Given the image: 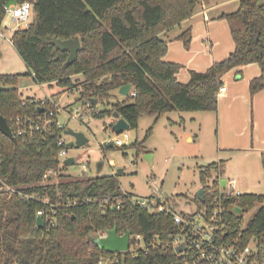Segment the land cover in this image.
<instances>
[{
  "label": "trees",
  "instance_id": "1",
  "mask_svg": "<svg viewBox=\"0 0 264 264\" xmlns=\"http://www.w3.org/2000/svg\"><path fill=\"white\" fill-rule=\"evenodd\" d=\"M202 1L0 0V29L4 5L29 2L33 6L28 27L14 31L10 39L28 72L0 74V117L15 138L0 132V264H23L24 258L30 264H97L101 256L113 253L99 249L93 238L97 232L114 227L119 235L129 231L141 236L145 247L117 253L118 264H180L169 245L170 237L180 230L171 215L148 213L131 203L132 194L126 196L121 191L117 174L78 179L64 175L67 168L60 164L56 145L61 130L32 139L17 136L16 118L41 114L40 100L24 97L18 81L28 75L36 84L55 87L58 91L53 90L49 97L56 99L59 94L77 89L72 77L82 76L77 101L92 109V100L104 103L103 110L92 114L94 118H112L117 112L129 130H136L143 116L153 119L145 138L128 146L137 154L147 153L146 138L160 117L173 112H216V93L229 71L257 64L261 73L250 81L249 91L253 95L264 89V0H238L236 10L221 13L219 17L228 23L234 51L205 72H191L186 84L176 80L180 66L162 60L167 50L166 33L189 19ZM54 37H78L81 50L69 66L65 65L68 54L51 44ZM176 39L187 46L190 29L183 30ZM127 84L131 86L129 95L111 103L112 92ZM121 148L102 146L103 151ZM260 162L264 174V152ZM49 170L61 173L58 182H50L51 176L44 181ZM197 175L204 203L195 195L192 203L209 207L218 193L223 164L213 162L199 167ZM6 187L13 188L14 193ZM209 189L213 196L208 195ZM23 195H47L57 204L54 224L43 217L44 226L37 228V211L49 212L48 207ZM116 200L122 202L118 210L112 208ZM220 201L226 209L234 203L241 210L236 215L228 214L232 232L264 234V193ZM254 207V214L246 222L243 213Z\"/></svg>",
  "mask_w": 264,
  "mask_h": 264
},
{
  "label": "rangeland",
  "instance_id": "2",
  "mask_svg": "<svg viewBox=\"0 0 264 264\" xmlns=\"http://www.w3.org/2000/svg\"><path fill=\"white\" fill-rule=\"evenodd\" d=\"M237 6V4H236ZM233 9V10H231ZM236 8H230V12ZM15 30L14 22L4 17L0 29V74H22L27 73L22 59L12 46L10 41ZM72 80L77 85V89H72L59 94V112L57 119L64 130H72L83 133L89 140L83 148H69L67 157H73L75 163L67 165L65 174L72 179L92 178L115 174L117 170L118 182L122 192L131 193L140 197H148L152 191L157 190L163 199H169L181 211L191 212L196 210L192 203L195 192L201 187L198 180L197 171L199 167L217 162L215 152L214 128L208 127L205 123L203 129L197 130L192 120H189L193 112H173L160 117L152 127L150 135L146 138V152L137 154L135 149L128 146L135 141H142L146 132L153 124V119L143 116L138 121L136 130H127L128 142L117 144V140H122V136H114L110 133V119H98L93 117V113L104 108V103L98 101L96 105L88 107L84 102L77 101L79 96L77 90L80 89L82 76H73ZM76 81V82H75ZM18 89L24 97L31 96L42 98L48 92L54 93L58 90L47 86L39 87L30 76H22L18 81ZM130 93V91H129ZM129 95V94H128ZM111 103L122 101L125 96L119 94L118 90L112 92ZM78 110V111H76ZM195 116V115H192ZM180 117L184 118L185 125L181 123ZM172 121L177 123H172ZM208 127V128H207ZM67 143L71 139L64 135ZM191 138V140H189ZM117 139V140H115ZM115 140V142H114ZM107 142H113L121 149L102 150V146ZM228 154V153H225ZM228 155L221 158L225 160L227 175L232 173L234 168H239L244 172L254 176L251 178L249 188H240L238 191L243 194H263L264 176L260 159L255 155H249L242 161L235 163L229 159ZM149 157V158H148ZM243 158V157H242ZM65 159L61 160V163ZM100 165V167H98ZM86 166L88 168H86ZM83 168H86L84 171ZM258 171V176H255ZM61 173L51 176L50 182H58L57 178ZM190 204L185 205V202ZM256 207L243 213L246 222L252 217ZM139 247H143L140 242Z\"/></svg>",
  "mask_w": 264,
  "mask_h": 264
},
{
  "label": "built area",
  "instance_id": "3",
  "mask_svg": "<svg viewBox=\"0 0 264 264\" xmlns=\"http://www.w3.org/2000/svg\"><path fill=\"white\" fill-rule=\"evenodd\" d=\"M32 9L33 6L29 2H22L18 5L6 4L3 6L4 17L9 18L10 21L15 24L14 31L28 27L32 18ZM0 35L2 34L0 33ZM224 92L225 87L221 86L216 96ZM39 100L41 103L39 108L41 109V114L36 118H16V134L19 137L32 139L35 135L44 137L51 134L55 129L61 130L56 145L58 147L60 164L64 165L61 163V160H66L68 158L69 148L66 146L67 141L64 138L63 125H61L57 119V114L59 112L58 100L50 97ZM110 133L114 135L111 130ZM114 136H122V140L115 139L117 140V144L128 142L126 131L120 135ZM86 168L88 167L86 166ZM86 168H83V170L85 171ZM52 175H55V171H47L43 176L44 181H46L47 176ZM223 181V185L221 184V179L218 181V193L216 196H213L214 192L212 189L208 190V195L213 196V200L209 203V207H199L195 205L196 210L191 212L181 211L179 207L174 206L169 199H163L156 189L152 191V194L148 197L132 195L130 201L148 213H164L172 216L174 223L179 226L180 230L177 234L170 237L169 245L180 258V264H264V234L259 236H247L243 230H239L237 233L230 230L231 222L228 219V214L236 215L239 213H236L235 209L237 207L234 203H231L226 209L222 206L220 200L223 198H230L233 200L243 194L238 191L235 179L228 178ZM200 188L203 189L202 186ZM6 189L14 193L13 188L6 187ZM125 195L127 196L128 194L125 192ZM23 196L25 198L39 200L47 206L49 212L45 209H39L36 213L37 217L41 219L44 217L47 223L50 225L54 224L57 204H53L47 195L43 198L35 195ZM201 203H204V201ZM73 204H76V201L73 202ZM187 204L190 203L185 202V205ZM70 205L72 204H67V206ZM121 207V200H116V202L112 204V208L114 209L118 210ZM106 236L107 231H99L95 235L97 238H105ZM141 241L143 242L141 236L130 234L126 251L116 252L106 257L101 256L97 264H118L119 259L116 254L126 252L132 253L139 249L144 250V244L143 247H139ZM180 246H183V249L181 252L177 253L175 249Z\"/></svg>",
  "mask_w": 264,
  "mask_h": 264
},
{
  "label": "crops",
  "instance_id": "4",
  "mask_svg": "<svg viewBox=\"0 0 264 264\" xmlns=\"http://www.w3.org/2000/svg\"><path fill=\"white\" fill-rule=\"evenodd\" d=\"M237 3L238 0H203L189 19L166 33L167 50L162 60L180 66L175 75L179 83L186 84L191 72H205L214 63L224 60L234 51L235 46L228 23L219 15L229 13L230 8L235 9ZM186 28L190 29L191 34L187 46L183 41L176 39ZM260 73V68L255 63L229 71L221 79L225 92L217 96V111L193 112L189 118L194 120L192 123L196 125L197 130L203 129L205 123H208L209 128L213 126L214 155L218 158L217 162L223 164L221 180L233 178L237 188L238 186L249 188L251 178L254 176L250 177V174L239 168L233 169L232 173L235 172V175H227L226 171L229 169L226 168L225 160L221 156L228 155L227 157L233 159L235 163L239 159V163L242 164L249 155H255L260 159L261 153L264 152V89L253 95L249 91L250 81L259 77ZM50 95L51 92H48L42 98L29 97L43 99ZM180 121L185 125L184 118L180 117ZM109 122L111 124L113 120L110 119ZM258 175L257 171L255 176Z\"/></svg>",
  "mask_w": 264,
  "mask_h": 264
},
{
  "label": "water",
  "instance_id": "5",
  "mask_svg": "<svg viewBox=\"0 0 264 264\" xmlns=\"http://www.w3.org/2000/svg\"><path fill=\"white\" fill-rule=\"evenodd\" d=\"M51 44L59 51L66 52L68 54L65 65L69 66L72 64L77 54L81 50L80 41L78 37H74L73 39L69 40H60L57 38H53L51 41ZM131 86L130 85H124L121 88L118 89V92L122 96H127L129 94ZM92 105H96L97 101L92 100ZM112 119L114 122L110 124V130L113 132L114 135H120L123 132L127 131L129 129V125L127 122L119 116L117 112H114L112 114ZM0 132L7 136L8 138L15 139L13 136V133L11 132L7 122L3 117H0ZM64 135L69 137L71 140L66 143V146L68 148H83L85 145L88 144L89 140L88 138L81 132H75L72 130H64ZM114 145L113 142H107L103 146L105 148H110ZM149 158V157H148ZM75 163V159L73 157H68L66 160H64L63 164L65 166L67 165H73ZM100 167V165H98ZM122 173L121 170H117L115 174ZM221 184H224V181L222 180ZM195 197L200 201H204L203 197V189L199 188L195 192ZM236 213H240L241 210L236 208ZM36 226L37 228H42L44 226L43 219L40 217H36ZM130 232L127 231L123 235H119L117 233L116 228L114 227L111 230L107 231V236L105 238H93V243L99 247V249L104 250L107 253H116V252H123L126 251L128 248V239H129ZM183 249V246H180L175 249L177 253L181 252ZM23 264H30L25 258L23 259Z\"/></svg>",
  "mask_w": 264,
  "mask_h": 264
}]
</instances>
